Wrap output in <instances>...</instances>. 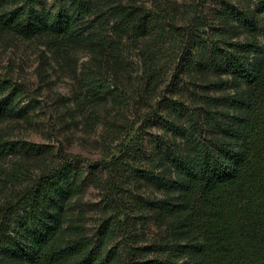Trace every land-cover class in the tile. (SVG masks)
<instances>
[{
  "label": "trees",
  "instance_id": "obj_1",
  "mask_svg": "<svg viewBox=\"0 0 264 264\" xmlns=\"http://www.w3.org/2000/svg\"><path fill=\"white\" fill-rule=\"evenodd\" d=\"M163 2L0 0V39L44 38L86 117L111 106L126 131L37 172L43 153L0 132V264H264V0ZM27 91L0 72V123L35 108Z\"/></svg>",
  "mask_w": 264,
  "mask_h": 264
},
{
  "label": "rangeland",
  "instance_id": "obj_2",
  "mask_svg": "<svg viewBox=\"0 0 264 264\" xmlns=\"http://www.w3.org/2000/svg\"><path fill=\"white\" fill-rule=\"evenodd\" d=\"M105 1L152 5V0ZM159 1L164 4L163 0ZM176 1L180 3L181 10L190 0ZM85 58L84 53L80 52L79 56L75 54L72 59L81 61ZM0 72L23 83L27 87L28 95L37 101L35 108L29 109L26 118L0 123V132L18 142L20 154L24 152L20 147L25 144H31V153L34 152L32 155L38 154L36 149L43 153L33 160L34 172L39 170L40 164H53L61 161V158L77 156L81 160H100L122 143L126 131L120 128L117 130V126H123L124 123L120 121L121 118L117 119L116 109L111 106L103 107L97 115V121L89 120L86 117V103L79 98V91H82L83 86L80 85L78 66L75 71L72 61L59 57L44 38H1ZM129 113L128 110L124 112L127 118ZM106 122L109 123L107 127ZM108 127L112 132H107ZM147 132L145 136L149 138L153 133L159 132V129L152 126ZM81 164L86 166L87 163L81 161ZM89 179L88 177L86 180L87 186L82 194L81 204L86 209L88 225L94 228L99 217L98 208L94 204L100 202L101 193ZM1 198L3 195L0 193V201Z\"/></svg>",
  "mask_w": 264,
  "mask_h": 264
}]
</instances>
